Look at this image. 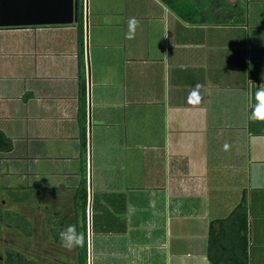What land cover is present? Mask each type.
Listing matches in <instances>:
<instances>
[{
    "label": "crops",
    "instance_id": "crops-1",
    "mask_svg": "<svg viewBox=\"0 0 264 264\" xmlns=\"http://www.w3.org/2000/svg\"><path fill=\"white\" fill-rule=\"evenodd\" d=\"M187 1L182 15L164 0H86L84 150L77 26H0V63L21 68L16 92L11 76L0 90L11 140L0 173L32 188L23 201L37 236L59 246V231H81L74 193L85 175L87 264H213L209 221L242 199L248 264H264V121L249 119L264 87V0ZM197 84L202 99L190 102Z\"/></svg>",
    "mask_w": 264,
    "mask_h": 264
},
{
    "label": "trees",
    "instance_id": "trees-1",
    "mask_svg": "<svg viewBox=\"0 0 264 264\" xmlns=\"http://www.w3.org/2000/svg\"><path fill=\"white\" fill-rule=\"evenodd\" d=\"M170 7L184 15V8L189 7L187 0H164ZM76 18L72 23L77 26V48H78V120L80 123V142L82 150L85 147V101H86V79L84 76L83 63V0H76ZM45 25V24H43ZM11 140L0 130V149L9 150ZM10 190V189H9ZM10 193V198L15 201L26 200L32 188L21 189L15 187ZM74 201L76 202L75 221L83 222L80 228L85 229V207L87 201L85 175L75 189ZM4 220L8 225H13L22 232L30 234L32 231L30 221L22 214L11 211L2 212L0 209V221ZM5 257L0 264H39L29 259L23 252L11 247L5 248ZM207 257L213 264H248V236H247V210L244 199L238 202L224 217L212 218L208 226ZM77 264H87L86 239L83 246L78 247Z\"/></svg>",
    "mask_w": 264,
    "mask_h": 264
},
{
    "label": "rangeland",
    "instance_id": "rangeland-1",
    "mask_svg": "<svg viewBox=\"0 0 264 264\" xmlns=\"http://www.w3.org/2000/svg\"><path fill=\"white\" fill-rule=\"evenodd\" d=\"M84 3V16L86 14V0H83ZM2 58L0 57V62L2 63ZM0 63V90L3 92H6V87H4V83H9L8 81L13 82V89L14 92L19 88L20 81L16 79L17 76H19L21 72L20 68V58H13V62L11 63V67L9 64L7 65V68L2 66ZM2 67V68H1ZM12 78H11V77ZM19 79V78H18ZM6 81V82H5ZM8 89V88H7ZM16 105H19V102L16 103ZM15 106V103H14ZM4 120H0V123H3ZM17 122V121H14ZM17 146L15 147V150L12 152L13 154H21V141L16 142ZM6 153V152H4ZM32 159V158H31ZM0 169L3 168V164H0ZM5 166V165H4ZM8 175V173H0V209L2 212L4 211H11V212H17L24 216L30 217V221L32 224V234L30 236H27L24 232L19 230L18 228L14 227L13 225H8L4 220L0 221V260L2 261L5 257V248L11 247L15 250H18L20 252H23L30 260L33 259L37 261L39 264H50L48 259L54 260V253H63L65 255V258L68 260L69 264L77 263V256L76 253H78V247L74 248L73 250L69 251L65 248L59 246L57 243H55L51 237L48 238V240L43 241L42 236H37V217L36 213L31 209L29 210V207L32 203H26V201H15L12 198H10V193L8 191H11L13 188L6 185V179L5 177ZM7 178V177H6ZM10 178L15 179L14 175H11ZM88 183V181H87ZM88 185V184H87ZM10 189V190H9ZM89 188L87 186V192ZM33 198V197H32ZM30 198V202H33L34 200ZM86 212V211H85ZM87 216V214H86ZM87 218V217H86ZM53 229L55 230L56 225L51 224ZM48 228V227H47ZM81 230V229H80ZM82 231V232H81ZM81 234L83 235L85 239V229L82 228ZM93 238V242H94ZM28 240L29 245L27 246L24 241ZM41 241V242H40ZM54 264H60L57 261L53 262ZM97 260H94V264H97ZM20 264V263H15Z\"/></svg>",
    "mask_w": 264,
    "mask_h": 264
},
{
    "label": "water",
    "instance_id": "water-1",
    "mask_svg": "<svg viewBox=\"0 0 264 264\" xmlns=\"http://www.w3.org/2000/svg\"><path fill=\"white\" fill-rule=\"evenodd\" d=\"M76 0H0V26L72 23Z\"/></svg>",
    "mask_w": 264,
    "mask_h": 264
},
{
    "label": "clouds",
    "instance_id": "clouds-1",
    "mask_svg": "<svg viewBox=\"0 0 264 264\" xmlns=\"http://www.w3.org/2000/svg\"><path fill=\"white\" fill-rule=\"evenodd\" d=\"M139 27V21L135 17H130L127 22V31L125 39L132 40L135 38L136 30ZM201 85L197 84L189 94V101H199L202 99L200 95ZM256 104L253 106L249 119L252 121H264V87L259 88L255 94ZM61 247L66 250L83 246L84 237L77 231L76 225H69L58 233Z\"/></svg>",
    "mask_w": 264,
    "mask_h": 264
},
{
    "label": "built area",
    "instance_id": "built-area-1",
    "mask_svg": "<svg viewBox=\"0 0 264 264\" xmlns=\"http://www.w3.org/2000/svg\"><path fill=\"white\" fill-rule=\"evenodd\" d=\"M86 214H87V216H86L87 217L86 218V227L87 226L89 227V223H90L91 216H90L89 210H88V213H87V209H86Z\"/></svg>",
    "mask_w": 264,
    "mask_h": 264
},
{
    "label": "flooded vegetation",
    "instance_id": "flooded-vegetation-1",
    "mask_svg": "<svg viewBox=\"0 0 264 264\" xmlns=\"http://www.w3.org/2000/svg\"><path fill=\"white\" fill-rule=\"evenodd\" d=\"M25 217H26V216H25ZM26 218H27V217H26ZM27 219H28V218H27ZM28 220H29V219H28ZM29 221H30V220H29ZM30 223H31V221H30ZM31 228H32V224H31ZM25 234H26V233H25ZM31 234H32V232H31L30 234H26V235L29 236V235H31ZM24 243H25L26 245H28L29 242H28L27 240H25ZM53 262H54V261L49 260V263H50V264H54ZM60 264H61V263H60Z\"/></svg>",
    "mask_w": 264,
    "mask_h": 264
}]
</instances>
